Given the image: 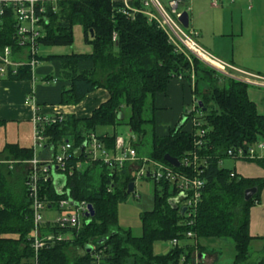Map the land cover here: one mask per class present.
I'll return each instance as SVG.
<instances>
[{"label": "trees", "instance_id": "trees-1", "mask_svg": "<svg viewBox=\"0 0 264 264\" xmlns=\"http://www.w3.org/2000/svg\"><path fill=\"white\" fill-rule=\"evenodd\" d=\"M127 4L129 8L121 0H56L52 9L51 3H43L39 47L72 45L74 25L81 26L83 40L91 46L89 53L46 57L59 62L57 79L69 82L61 90L60 104H78L98 88L108 94L89 116L56 114L57 121L45 125L44 131L47 138L42 150L47 157L56 156L61 144L70 143L69 157L65 160L66 188L74 201L91 204L94 215L85 219L78 229L44 223L40 236L69 233L71 237L44 240V246L35 255L28 237L32 213L24 185L25 174L22 193L17 198L7 182L13 170L0 164V264H195L193 249L197 248L198 256L204 254L206 246L201 241L215 239L231 240L232 264H264V254L250 260L251 242L260 239L264 243V236L249 234L250 208L259 203L264 176L243 177L233 168L221 166L224 158L231 157L228 150L264 142V115L258 114L248 99L246 83L225 79L195 57L176 50L158 23L146 14L153 10L143 0H129ZM0 10V51L8 46L14 53L22 52L24 49L18 46L14 34L13 6L0 3ZM82 60L91 61L92 68L79 70L77 63ZM7 72L8 80L32 77L28 64L17 67L14 73L10 69ZM176 77L193 85L194 107L201 112L198 119L205 129L199 147L194 145L193 126L187 131L182 129L186 122L191 123L194 116L191 111L185 110L166 135L158 136L155 132L154 96L164 92L169 80ZM44 79L50 81L52 76ZM196 101L206 108L204 112ZM117 125L128 126L132 134L129 142L137 157H146L148 161L167 164L163 160L165 154L180 160L188 152L196 151L203 163L198 169L183 166L176 169L203 182L195 213L189 218L168 203V199L178 195L173 184L144 176L143 179L153 182L152 207L140 215V234L133 235L129 229L117 225V205L129 195L128 184L136 180L132 167L142 162L137 160L133 165L124 162L117 167L98 160L86 162L80 170L75 168L77 162L86 161L80 151L86 135L94 133L104 148L112 151L117 134L97 135L95 128ZM0 156L23 162L33 157V150L5 144ZM254 160L264 170V158ZM251 187L256 188V193L245 201L243 191ZM40 195L48 201V208H57V201L66 197L56 191L51 180L41 182ZM187 232L192 233V238L186 236ZM173 239L177 241L175 246L164 253L156 252V244ZM92 244V249L86 251L85 246ZM72 247L81 248L83 253L69 258Z\"/></svg>", "mask_w": 264, "mask_h": 264}, {"label": "crops", "instance_id": "crops-1", "mask_svg": "<svg viewBox=\"0 0 264 264\" xmlns=\"http://www.w3.org/2000/svg\"><path fill=\"white\" fill-rule=\"evenodd\" d=\"M160 1L168 6L170 0ZM177 2V10L186 11L188 14L187 31L194 32V38L201 47L243 74V78L249 81L246 89L248 99L254 104L256 112L264 115V71H262L264 66L257 61V59L264 60V0H216L215 3L213 0H178ZM72 35L73 42L77 35H81L83 40L80 25L72 27ZM255 41H258V44H255ZM84 45L82 48L76 47L75 50L80 51H69L66 46H52V50L40 52L38 50L39 59L31 79L0 78V151L5 144H16L21 148L32 146V119L35 114L45 117L56 114L87 117L108 98L107 92L98 88L88 93L78 104H60L61 90L68 87L69 82L57 79L60 64L57 60H47L46 57L72 52L89 53L91 46L86 43ZM92 66V62L88 60L77 63L79 70H89ZM48 75L52 76V80L44 79ZM194 102L192 86L189 82L181 77L170 79L165 91L156 93L153 99L156 107V134L166 135L177 124L183 112L194 105ZM191 125L192 123L186 122L182 129L190 130ZM39 154L44 155L40 156L43 158L47 156L43 150L37 152V155ZM11 167H9L11 170H15ZM233 169L236 172L234 163ZM260 169L262 174L258 172L256 177L264 176V170ZM13 173H10L13 177L8 175L7 178L12 177L11 181L19 184L21 194L23 176L21 177L19 172ZM53 180L59 183L60 177L54 176ZM46 210L59 212L56 207H49ZM249 218V234L256 237L251 233V209ZM65 236L67 239L71 237L69 233Z\"/></svg>", "mask_w": 264, "mask_h": 264}, {"label": "built area", "instance_id": "built-area-1", "mask_svg": "<svg viewBox=\"0 0 264 264\" xmlns=\"http://www.w3.org/2000/svg\"><path fill=\"white\" fill-rule=\"evenodd\" d=\"M121 1L125 8H129L127 4L129 0ZM177 1L170 0L166 7L161 4L160 0H143V3L153 10V12L148 11L146 14L158 23V26L164 31L168 41L173 44L176 50L195 57L220 75L248 84L249 81L246 79L234 76L233 73L238 72L236 68L201 47L194 38V32L187 31V28L182 27L178 21L181 12L177 10ZM215 1L213 0L214 3ZM44 2L51 3L53 5L52 9H54L56 0H0V3H10L13 6L16 23L14 34L18 46L24 49L22 52L14 53L10 47L5 46L0 51V78L6 77L8 69L14 73L17 67L24 64H28L33 74V69L38 62V39L42 36L41 14L44 12ZM1 13L2 11L0 10ZM194 105L186 112L191 111L194 114L191 118L195 132L194 145L199 147L205 134V129L202 128L201 121L198 119L201 116V112L195 110ZM56 121L55 116L45 117L40 114H35L32 119L33 134L31 148L33 150V157L26 161L28 167L25 172L24 185L32 213V229L28 237L30 238L31 247L35 255L38 249L44 246V240H50L52 242L54 240L67 239L66 234L40 236V230L44 223L50 222L59 228L78 229L85 219L88 218L86 216V213H88V203L85 201H74L70 198L69 190L66 188L65 160L69 157L68 150L70 149V143L66 141L64 144H61L58 154L54 157L45 156L43 158L37 155V150L43 149L47 138L44 135L45 125L53 124ZM81 146L80 151L86 157V161L77 162L75 165L76 169H82V166L88 161L100 160L104 164L120 167L124 162H129L133 165L134 162L140 160L142 164L140 166L134 165L133 168L136 179L144 176L147 177L146 175L148 174V177H151L155 181L165 180L173 184L178 192V195L175 197L177 198V207L180 210L185 209L182 214L189 218L195 213L203 186L202 180L198 179L195 175L181 173L176 170L177 168L169 164L148 161L137 157L134 148L129 142V136L124 138L116 135L113 150L108 151L97 139L96 135L91 132L86 135ZM263 147L264 142L257 141L250 146H240L234 151L228 150L227 155L235 159H257L256 150L262 149ZM201 161L196 151L193 150L182 157L179 163L184 168L192 167L196 170L203 164ZM9 163L13 164V161ZM52 173L60 177L59 183L54 182ZM67 173L70 174L71 170L67 171ZM46 180H51L58 193L66 195L65 198L59 199L56 204L60 216L51 221L44 220L42 217V212L48 208V201L44 196L40 195V188L41 182ZM186 236L192 238L193 235L191 232H187ZM170 243L171 246H175L177 241L173 239Z\"/></svg>", "mask_w": 264, "mask_h": 264}, {"label": "rangeland", "instance_id": "rangeland-1", "mask_svg": "<svg viewBox=\"0 0 264 264\" xmlns=\"http://www.w3.org/2000/svg\"><path fill=\"white\" fill-rule=\"evenodd\" d=\"M163 6L166 7L165 3L160 1ZM74 42L71 47L66 46L65 48L73 51H80L75 50L78 48L84 47L85 43L82 40V36H75ZM255 44H258V41L254 42ZM264 48V47H263ZM43 50H52V46H40L39 52ZM82 52H85L84 50H81ZM260 65L264 66V60L263 59H257ZM202 63V62H201ZM203 64V63H202ZM205 67L209 68L205 64H203ZM211 69V68H209ZM264 69V68H262ZM212 70V69H211ZM215 74L228 79L229 77L220 75L219 73L212 70ZM264 71V70H262ZM235 77H241L243 78V74L233 73ZM231 79V78H229ZM245 79V78H243ZM193 82V81H192ZM192 85V84H191ZM193 86V85H192ZM197 102V101H196ZM195 103V102H194ZM103 132H107L111 134L112 132H115L117 135H120L124 138H126L129 135H132L129 132V128L126 125H117L115 127L111 126H97L95 128V133L97 135L102 134ZM40 150L38 149L37 152ZM256 155L258 159L264 158V147L262 149L256 150ZM141 159H147L146 157H140ZM10 161H13V164L9 163ZM28 161V160H27ZM0 162L9 167L15 169L13 172H19L20 176L22 177L28 167V164L26 161L19 162L17 160H6L2 156H0ZM233 163L236 166V172L240 174L243 177H256L258 176V172L261 173V167L255 162L254 159H242V158H231L226 157L221 161V166L225 168H233ZM82 168H85V165L82 166ZM133 169V167H132ZM11 172V173H13ZM13 173V174H14ZM262 174V173H261ZM12 176V174H10ZM52 176L54 178L55 173H52ZM13 177V176H12ZM12 177L7 179L8 185L12 191L13 194H15L18 198L20 191H19V184L15 181H11ZM264 187V186H263ZM152 191H153V182L151 180H145L143 178L136 179L134 182V192L133 194H129L127 198L119 202L117 205V225L121 229H129L133 235H139L140 230V215L142 212L150 210L152 207ZM21 195V194H20ZM18 200V199H16ZM251 214H252V225H251V233L257 236H264V188L261 190V193L259 195V203L252 206L251 208ZM60 216V212L57 210H51L47 211L44 210L42 212V217L44 220H54L56 217ZM250 219V218H249ZM115 229V228H113ZM191 244H195V240H189ZM206 246V250L204 254H202V257H198V250L195 247L192 251V257L195 264L202 263V264H232V255H233V248H232V242L229 239H215V240H202L201 241ZM92 246H94L92 244ZM171 246L170 242H162L158 243L155 246L156 252H166V250L169 249ZM196 246V245H195ZM69 258L76 257L77 255H81L83 253L81 248H74L72 247L69 252ZM250 260L255 261L258 258L262 257L264 254V243L260 239H254L250 244Z\"/></svg>", "mask_w": 264, "mask_h": 264}, {"label": "water", "instance_id": "water-1", "mask_svg": "<svg viewBox=\"0 0 264 264\" xmlns=\"http://www.w3.org/2000/svg\"><path fill=\"white\" fill-rule=\"evenodd\" d=\"M178 21L179 23L182 25L183 28H187L188 27V14L186 11L181 12L180 16L178 17ZM198 106L201 108V110L204 112L206 110V108L202 107V103L200 101H197ZM184 121V118L182 119V122ZM181 122V123H182ZM163 160L169 164L170 166L174 167V168H178L180 166L179 160L175 157L169 156L168 154H165L163 156ZM148 176V174L146 175ZM134 191V182H130L127 186L126 189V193L130 194ZM256 193V188L255 187H251V188H247L243 191V198L245 201L249 200L254 194ZM168 203L171 204L172 208H177V198H170L168 199ZM88 208V213H86L87 217H92L94 215V210L93 207L91 206V204H88L87 206ZM184 208L181 210V212H184ZM98 242H101V240H98ZM92 245H86L85 246V250L86 251H90V249H92ZM202 254H199V258L202 257Z\"/></svg>", "mask_w": 264, "mask_h": 264}]
</instances>
